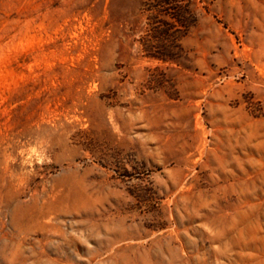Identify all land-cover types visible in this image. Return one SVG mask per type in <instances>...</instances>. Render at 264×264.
Here are the masks:
<instances>
[{
	"label": "rangeland",
	"instance_id": "374dc122",
	"mask_svg": "<svg viewBox=\"0 0 264 264\" xmlns=\"http://www.w3.org/2000/svg\"><path fill=\"white\" fill-rule=\"evenodd\" d=\"M189 2L0 0V264H264V0Z\"/></svg>",
	"mask_w": 264,
	"mask_h": 264
},
{
	"label": "trees",
	"instance_id": "16d2710c",
	"mask_svg": "<svg viewBox=\"0 0 264 264\" xmlns=\"http://www.w3.org/2000/svg\"><path fill=\"white\" fill-rule=\"evenodd\" d=\"M151 11L157 15L162 14L166 20L161 30H156V37L165 38L170 43H174L178 31L186 33L192 16L189 0H150ZM165 9V12L163 10Z\"/></svg>",
	"mask_w": 264,
	"mask_h": 264
}]
</instances>
